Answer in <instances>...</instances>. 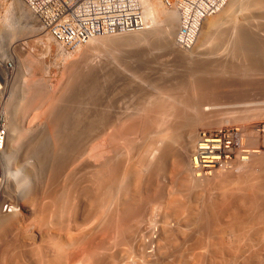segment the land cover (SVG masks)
<instances>
[{
    "label": "rangeland",
    "instance_id": "rangeland-1",
    "mask_svg": "<svg viewBox=\"0 0 264 264\" xmlns=\"http://www.w3.org/2000/svg\"><path fill=\"white\" fill-rule=\"evenodd\" d=\"M244 1L222 25H205L209 40L201 28L192 49L175 42L178 25L173 51L157 0L155 37L117 33L75 47L55 42L22 0H0L3 114L20 135L0 150V264H264V168L252 155L240 166L246 151L264 150V9L241 11ZM160 102L168 119L190 118L196 143L222 141L208 180L160 140L161 119L171 121L156 115ZM111 113L123 125L114 117L108 133Z\"/></svg>",
    "mask_w": 264,
    "mask_h": 264
},
{
    "label": "built area",
    "instance_id": "built-area-1",
    "mask_svg": "<svg viewBox=\"0 0 264 264\" xmlns=\"http://www.w3.org/2000/svg\"><path fill=\"white\" fill-rule=\"evenodd\" d=\"M41 28L65 47L90 38L147 29L142 0H22ZM229 0H162L179 15L177 45L192 49L206 18L220 11ZM4 87L0 82V146L6 138L2 112ZM1 148V147H0Z\"/></svg>",
    "mask_w": 264,
    "mask_h": 264
},
{
    "label": "bare ground",
    "instance_id": "bare-ground-1",
    "mask_svg": "<svg viewBox=\"0 0 264 264\" xmlns=\"http://www.w3.org/2000/svg\"><path fill=\"white\" fill-rule=\"evenodd\" d=\"M155 3H156V0H142V5H143V10H144V15H145V19H146V21H147V24H148V27H147V29L146 30H144V31H140V32H132V34H134V33H140V34H145L146 36L147 35H151V37H155L154 35H155V33H154V31H155V26H157V24H158V20H160L159 18V11H158V9L156 8V5H155ZM157 3L160 5V7L162 8L161 9V11H162V13L164 14V16H165V20L164 21H161L160 20V22H161V24L162 25H159V26H162V28L160 29V32H159V34H161L160 36H161V38L162 37H164V45H165V47H168V49H170V50H173L174 51V49H176V48H174V34H175V32H176V27L179 25V15H178V12H176V10L175 9H173V8H169V7H166V6H163L164 5V3L162 2V0H157ZM241 2H240V0H229L228 1V3L226 4V6L224 7V8H222V10L220 11V12H218L217 14L218 15H216V16H214V18L211 16V18H209L208 17V19L206 20V21H204V24H203V29H202V32H201V35H202V38L201 39H205V38H208V40H209V37H207L206 35V37L204 36V38H203V35L206 33V31L207 30H204V27H205V25L207 26L208 25V27H207V29L209 28L210 30H212V29H215L216 27H218V26H220V25H222L224 22H226V21H228V19L230 18V16L235 12V13H237L236 11L237 10H240V4ZM246 3V4H245ZM243 6H241V11L245 8V10H247L248 8H252L253 6L254 7H260V8H262L261 10H263L264 9V0H248L247 2H245L244 1V3L242 4ZM166 7V8H165ZM260 8H258V9H260ZM253 9V8H252ZM249 10V9H248ZM247 10V11H248ZM251 10V9H250ZM250 10L248 11V12H250ZM254 10H255V8H254ZM253 10V11H254ZM252 11V12H253ZM263 13V12H262ZM264 16V15H263ZM148 19H149V21H148ZM212 19V20H211ZM226 20V21H225ZM9 27L10 26H12V25H8ZM25 28V27H24ZM23 28V29H24ZM31 29L32 28V26H27L26 27V29ZM178 29V28H177ZM209 32V31H208ZM15 33V31H14V29H12V30H10L9 31V34L8 35H12V34H14ZM131 33V32H130ZM126 34H129V33H126ZM158 34V35H159ZM7 35V36H8ZM120 35V34H119ZM104 36H111V35H104ZM113 36H115V35H113ZM112 36V37H113ZM128 36V35H127ZM209 36H210V33H209ZM213 36V35H212ZM216 36V35H215ZM100 37V36H99ZM201 37V36H200ZM220 37V36H219ZM104 38V37H103ZM124 38V37H123ZM130 38V37H129ZM128 38V39H129ZM92 39H95V37H93V38H90L89 40H92ZM97 39V41H98V38H96ZM125 39V38H124ZM245 39V38H244ZM88 40V41H89ZM101 40V39H100ZM122 40V39H121ZM127 40V39H126ZM132 40H135V39H132ZM140 41V40H142V38H138L137 39V41ZM206 40V39H205ZM204 40V41H205ZM129 41V40H128ZM138 41V42H139ZM107 42V41H106ZM122 42H125V41H122ZM141 42V41H140ZM175 42H176V39H175ZM198 42H200V41H198ZM207 43V42H206ZM244 45V44H243ZM246 45V44H245ZM242 46V45H241ZM176 47V46H175ZM204 47V46H203ZM208 47V46H207ZM242 47H245V46H242ZM198 48V47H197ZM178 49V48H177ZM201 49H203V48H201ZM181 51H183V49L181 50ZM186 51V50H185ZM179 52H180V48H179ZM178 52V53H179ZM206 52V51H205ZM236 52H237V50H236ZM250 52V51H249ZM197 53V52H196ZM238 53H240V52H238ZM247 53H248V51H247ZM188 55V54H187ZM205 56V55H204ZM203 56V57H204ZM182 57V56H181ZM199 57V56H198ZM197 57V58H198ZM192 58H194V57H192ZM94 59V58H93ZM244 59V58H243ZM194 61V60H193ZM192 62V61H191ZM95 63V62H94ZM195 65V64H194ZM204 68V67H203ZM194 69V68H193ZM204 69H206V68H204ZM91 70V69H90ZM93 70V69H92ZM218 71V70H217ZM95 72V71H94ZM111 73V72H110ZM108 74V73H107ZM71 76V75H70ZM7 77V76H6ZM8 78V77H7ZM80 79V78H79ZM82 80V79H81ZM6 81H7V79H6ZM5 81V82H6ZM84 81V80H83ZM190 81V80H189ZM92 83V82H91ZM207 83V82H206ZM5 84H7V83H5ZM41 84V83H40ZM43 84V83H42ZM123 84V83H122ZM129 84V83H128ZM6 86V85H5ZM4 86V87H5ZM13 86V85H12ZM97 86V85H96ZM29 87V86H28ZM35 87V86H34ZM60 87V86H59ZM26 88V87H25ZM39 88V87H38ZM119 88V87H118ZM131 88V87H130ZM121 89V88H120ZM214 89V88H213ZM4 90H5V88H4ZM14 90V89H13ZM28 90V89H27ZM26 91V90H25ZM66 91V90H65ZM18 92V91H17ZM22 92V91H21ZM124 92V91H123ZM37 93H38V91H37ZM11 94H12V92H11ZM18 94V93H17ZM56 94V93H55ZM60 94V93H59ZM19 95V94H18ZM106 95V94H105ZM96 96V95H95ZM108 96H109V94H108ZM15 97V96H14ZM17 97V96H16ZM121 97V96H120ZM123 97V96H122ZM25 98V97H24ZM112 98V97H111ZM110 98V99H111ZM153 98V97H152ZM20 100V99H19ZM18 100V101H19ZM105 100V99H104ZM15 101V100H14ZM29 101V100H28ZM110 102H111V100H109ZM162 101V100H161ZM32 102V101H31ZM104 102V101H103ZM106 102V101H105ZM204 101H202V103H203ZM24 103V102H23ZM51 103V102H50ZM160 103H162V102H160ZM159 103V104H160ZM169 103V102H168ZM173 103V102H172ZM201 103V104H202ZM205 103V102H204ZM203 103V104H204ZM5 104H6V102H5ZM4 104V105H5ZM35 104V103H34ZM77 104V103H76ZM94 104H96V103H94ZM109 104V103H108ZM117 104V103H116ZM158 104V105H159ZM163 104V105H162ZM162 104H160V105H162V106H160L161 108H163L164 107V110L162 109V110H156L155 108H157V107H155V108H153L155 105H152V108L151 107H149V109L148 110H150V108L152 109V110H154L155 109V111H156V115L158 116V117H160V119H161V117H163L166 113L167 114H169V110H170V105H169V107H168V109H166L165 110V108H167V105L165 104V103H162ZM176 104V103H175ZM4 105H2V112L4 111L3 110V108H4ZM20 105V104H19ZM30 105V104H29ZM114 105V104H113ZM118 105V104H117ZM132 105V104H131ZM136 105V104H135ZM145 105V104H144ZM174 105V104H173ZM23 106H24V104H23ZM112 106V105H111ZM116 106V105H115ZM121 106V105H120ZM156 106H157V104H156ZM199 106V105H198ZM117 107V106H116ZM146 107V106H145ZM175 107V106H174ZM174 107L172 108V110L174 109ZM202 107V106H201ZM15 108V107H14ZM115 108V107H114ZM113 108V109H114ZM118 108H121V107H119L118 106ZM136 108V107H135ZM178 108H180V106L178 107ZM177 108V109H178ZM196 108V107H195ZM198 108V107H197ZM13 109V108H12ZM19 109V108H18ZM112 109V108H111ZM127 109H129V108H127ZM131 109V108H130ZM158 109H160L159 108V106H158ZM202 109V108H201ZM210 109V108H209ZM24 110V109H23ZM117 110V109H116ZM120 110H122V109H120ZM135 110V109H134ZM133 110V111H134ZM145 110V109H144ZM171 110V112H173V111H175L176 112V116L178 115L177 114V111L176 110H173L172 111ZM204 110H205V108H204ZM257 110V109H256ZM7 111V110H6ZM46 111H47V109H46ZM123 111V110H122ZM125 111V110H124ZM136 111V110H135ZM141 111V110H140ZM145 111H147V110H145ZM151 111V110H150ZM154 111V112H155ZM183 111V110H182ZM5 112V111H4ZM3 112V113H4ZM56 112V111H55ZM54 112V113H55ZM107 112V110H105V113ZM117 112V111H116ZM126 112V111H125ZM122 113V117H124V116H126V114H127V112L126 113ZM143 112V111H142ZM147 112H149V111H147ZM152 113H153V111H151ZM179 113H181V111H178ZM186 112V111H185ZM184 112V113H185ZM198 112V111H197ZM6 113V112H5ZM53 113V114H54ZM136 113V112H135ZM138 113H139V111H138ZM137 113V114H138ZM200 113V112H199ZM7 114V113H6ZM17 114V113H16ZM15 114V115H16ZM56 114H57V112H56ZM66 114H67V112H66ZM65 114V115H66ZM114 114V113H113ZM113 114L111 113L110 114V116H108L107 117V120H106V124H107V132L108 133H112V131H115L116 129V125H117V122H118V124L120 125V124H122L123 125V123H122V119H121V115L119 114V113H117V114H119L118 116L116 115V114H114V116H113ZM125 114V115H124ZM144 114V113H143ZM147 114H149V113H147ZM154 114V113H153ZM166 114V115H167ZM173 114H174V112H173ZM261 114V113H260ZM14 115V116H15ZM106 115H107V113H106ZM109 115V114H108ZM116 115V116H115ZM124 115V116H123ZM128 115H130V114H128ZM151 115V114H150ZM160 115V116H159ZM165 115V118L167 117V119L166 120H169V119H171V121H164V122H162V119H161V122L160 123H165V124H163V126H162V124H160L161 126H159L160 127V129H162V130H160V132H161V134H163L164 136L163 137H161L162 139H160V140H162V142L165 144V142H170L171 144L170 145H172V146H169V147H172L173 148V145H174V148L176 149V151L178 150L181 154V156H184V159L183 160H185L186 159V161L188 160L189 162H187V163H189V166H190V169L194 172V173H198V171H199V173H198V175H196L195 177L196 178H198L199 180L201 179V178H204V179H207L208 178V175H210V176H212L214 173H215V164H217V163H220V162H223V156L220 154V152H221V148H222V141L221 140H217V139H215V138H213V139H211V138H209V139H201L200 137H199V139H198V142L196 143V137L195 138H193V133H194V130L192 129V127H194L193 125H191L190 124V122H189V120H190V118H188V116H187V118L189 119V120H187V118H186V120L184 119V116H182L181 118H179V119H177V118H174V119H176V120H173L172 118H169L168 119V115L166 116ZM181 115H183V113L181 114ZM59 116H60V114H59ZM139 116V115H138ZM145 116V115H144ZM153 116V115H152ZM157 116H153V117H155V118H158ZM169 116H171V115H169ZM175 116V115H174ZM173 116V117H174ZM175 116V117H176ZM185 116V117H186ZM244 116V115H243ZM55 117V116H54ZM61 117V116H60ZM60 117L58 118V119H60ZM66 117H67V115H66ZM69 117V116H68ZM114 117H115V119H116V117H118V120L119 121H117L116 123H115V120H114ZM127 117H129V116H127ZM127 117H126V119H127ZM134 117H136V116H134ZM134 117H132V119L134 118ZM178 117H180L179 115H178ZM190 117V116H189ZM71 118V117H70ZM92 118V117H91ZM90 118V119H91ZM100 118V117H99ZM131 118V117H130ZM191 118H193V117H191ZM198 118V117H197ZM62 119H64V118H61V120ZM80 119V118H79ZM83 119V118H82ZM85 119V118H84ZM126 119H125V117H124V120L126 121ZM142 119H143V117H142ZM146 119V118H145ZM148 119V118H147ZM154 119V118H153ZM182 119H184V120H182ZM54 120V119H53ZM56 120V119H55ZM65 120V119H64ZM68 120V119H67ZM99 120V119H98ZM101 120H102V118H101ZM100 120V121H101ZM117 120V119H116ZM131 120V119H130ZM154 120H156V119H154ZM154 120H152V121H154ZM159 120V119H158ZM198 120V119H197ZM200 120V119H199ZM6 121V120H5ZM95 121V120H94ZM124 121V122H125ZM157 121V120H156ZM192 121V124L194 123V121L193 120H191ZM59 122H61V121H59ZM81 122V121H80ZM83 122H85V121H83ZM89 122H90V120H89ZM99 122V121H98ZM159 122L157 121V125H159ZM196 122V121H195ZM200 122V121H199ZM5 123H7V122H5ZM56 123H58V122H56ZM150 123V121L148 122V124ZM204 123V122H203ZM8 124V123H7ZM76 124V123H75ZM78 124V123H77ZM81 124V123H80ZM93 124V123H92ZM154 124H156L155 122H154ZM154 124H153V126H154ZM196 124V123H195ZM194 124V125H195ZM90 125V124H89ZM94 125V124H93ZM119 125H117V126H119ZM156 125V126H157ZM9 127H10V129H11V133L9 134V127L7 128L8 129V131L6 132L7 134H6V138H5V141H4V144H2V146H0L1 148H3V147H5V142H7V140H11V142H12V140H13V142L12 143H14L17 139H18V137L20 136L19 135V133H18V130H17V125L14 123V122H12L11 124H9L8 125ZM121 126V125H120ZM149 126H151V124H149ZM189 126H191V128L189 127ZM205 126V125H204ZM80 127V126H79ZM190 128V130H192L193 132H192V134H191V131H189L188 129ZM87 128V127H86ZM91 128V127H90ZM93 128V127H92ZM142 128H144V127H141V133L143 134V131H142ZM147 128H148V125H147V127H146V130H147ZM105 129V130H106ZM115 129V130H114ZM149 129V128H148ZM158 129V128H157ZM58 130V129H57ZM72 130V129H71ZM137 130V129H136ZM145 130V129H144ZM151 130V129H150ZM149 130V132H151ZM158 130V131H159ZM17 131V132H16ZM148 131V130H147ZM22 132H23V130H22ZM116 132H117V130H116ZM135 132V131H134ZM148 132V133H149ZM14 133H18V137H17V139H16V136L14 137ZM140 133V134H141ZM154 133H157V130H156V132H154ZM66 134V133H65ZM75 134V133H74ZM77 134H78V132H77ZM82 134V133H81ZM124 134V133H123ZM122 134V135H123ZM109 135V134H108ZM111 135H113V134H111ZM111 135H109V136H111ZM157 135H160L159 134V132H158V134ZM156 135V136H157ZM254 135V134H253ZM44 136V135H43ZM75 136V135H74ZM144 136V135H143ZM14 137V138H13ZM146 137V136H145ZM157 137H159V136H157ZM55 138V137H54ZM60 138V137H59ZM63 138V137H62ZM153 138V137H152ZM151 138V139H152ZM154 138H155V136H154ZM259 138V137H258ZM58 139V138H57ZM148 139H149V137H148ZM19 140V139H18ZM59 140V139H58ZM71 140V139H70ZM69 140V141H70ZM74 140V139H73ZM128 140V139H127ZM131 140V139H130ZM154 140V139H153ZM63 141V140H62ZM139 141V140H138ZM147 141V140H146ZM157 141V140H156ZM255 141H258L257 139L256 140H253V142L254 143H258V142H255ZM18 142V141H17ZM17 142H16V144H17ZM41 142V141H40ZM56 142H58V141H56ZM64 142V141H63ZM136 142V141H135ZM148 142V141H147ZM152 142V141H151ZM161 142V141H160ZM162 142H161V144H162ZM194 142H195V144H194ZM247 142V141H246ZM10 143V142H9ZM41 143H43V142H41ZM61 143V142H60ZM70 143H71V141H70ZM116 143V142H115ZM114 143V144H115ZM155 143V142H154ZM159 143V142H158ZM253 143V144H254ZM11 144V143H10ZM35 144V143H34ZM33 144V145H34ZM65 144V143H64ZM156 144V143H155ZM14 145H15V143H14ZM20 145V144H19ZM43 145V144H42ZM66 145H68V143L66 144ZM77 145V144H76ZM117 145V144H116ZM163 145V144H162ZM168 145H169V143H168ZM61 146V145H60ZM75 146V145H74ZM127 146V145H126ZM158 146V145H157ZM193 146V150H191L192 147ZM251 146V145H250ZM258 146V145H257ZM68 147V146H67ZM71 147V146H70ZM82 147V146H81ZM168 147V146H167ZM254 147V146H253ZM260 147V146H259ZM259 147H257L258 149H256V147H255V150H252L251 149V151H250V149L248 150V151H246L244 154H243V156H242V159L241 160H245L246 161V163H244L245 161L243 160L242 162L244 163V164H240V166H242V165H245V164H247V162L249 161V160H251L250 161V163L253 161V163L252 164H255V165H257L259 168L260 167H262V168H264V150L261 148V149H259ZM1 148H0V150H1ZM74 148V147H73ZM111 148V147H110ZM110 148H108V149H110ZM164 148H165V146H164ZM252 148V147H251ZM34 149V148H33ZM38 149V148H37ZM66 149V148H65ZM82 149V148H81ZM112 149V148H111ZM166 149H168V148H166ZM174 149V150H175ZM72 151H73V149H71ZM169 150V149H168ZM5 151V150H4ZM34 151V150H33ZM39 151H41V150H39ZM109 151V150H108ZM154 151V150H153ZM170 151H173V149L172 150H170ZM169 151V153H171ZM177 151V152H178ZM192 151V152H191ZM42 152V151H41ZM128 152V151H127ZM162 152H165V150H163ZM242 152V151H241ZM244 152V151H243ZM110 153H113V151L112 152H110ZM173 153V152H172ZM46 154V153H45ZM65 154V153H64ZM71 154H73V153H71ZM167 154V153H166ZM176 154V153H175ZM67 155H68V153H67ZM115 155V154H114ZM113 155V156H114ZM119 155H120V153H119ZM253 157H252V156ZM4 156V155H3ZM48 156V155H47ZM64 156V155H63ZM109 156V155H108ZM252 158H251V157ZM42 157V156H41ZM40 157V158H41ZM52 157V156H51ZM57 157V156H56ZM67 157V156H66ZM110 157V156H109ZM43 158V157H42ZM55 158V157H54ZM53 158V159H54ZM62 158V157H61ZM76 158V157H75ZM111 158H114V157H111ZM251 158V159H250ZM48 159V158H47ZM240 159V158H239ZM249 159V160H248ZM110 160H112V159H110ZM181 160V159H180ZM248 160V161H247ZM55 161V160H54ZM58 161V160H57ZM113 161V160H112ZM111 161V162H112ZM124 161V160H123ZM185 162V161H184ZM110 163V162H109ZM106 164V163H105ZM251 164V165H252ZM41 165V164H40ZM115 165V164H114ZM250 165V164H249ZM34 166V165H33ZM110 166V165H109ZM112 166V165H111ZM246 166H248V165H246ZM256 166V167H257ZM243 167V166H242ZM244 168V167H243ZM247 168H249V167H247ZM254 168H255V166H254ZM112 169V168H111ZM233 169V168H232ZM6 170V169H5ZM7 170H9V169H7ZM185 170V169H184ZM115 171V170H114ZM188 171V170H187ZM223 171V170H222ZM231 171V170H230ZM10 172V171H9ZM113 172V171H112ZM120 172V171H119ZM6 173V172H5ZM201 173H203L202 175H200ZM227 173V172H226ZM8 175V174H7ZM113 175V174H112ZM57 177V176H56ZM122 177V176H121ZM61 178V177H60ZM112 178V177H111ZM111 178H110V180H111ZM114 178V177H113ZM141 178V177H140ZM195 178V179H196ZM203 179V181H205ZM209 179V178H208ZM207 179V180H208ZM219 178H217V180H218ZM114 180V179H113ZM119 180V179H118ZM126 180V179H125ZM199 180H198V182H199ZM1 181V180H0ZM123 181V180H122ZM201 181V180H200ZM202 181V182H203ZM120 182V181H119ZM208 182V181H207ZM123 183H124V181H123ZM67 184V183H66ZM108 184V183H107ZM120 184V183H119ZM121 184H122V182H121ZM65 187V186H64ZM106 187H107V185H106ZM112 187V189H110ZM111 187H109V189L111 190V191H109V192H113L115 189H117V187L114 189V186H111ZM121 188V187H120ZM119 188V189H120ZM65 190H66V188H65ZM107 190V189H106ZM120 191H121V189H120ZM119 191V192H120ZM64 192V191H63ZM115 192V191H114ZM111 193V195L110 196H112V195H114L115 193ZM118 192V193H119ZM121 193V192H120ZM120 193H119V195H120ZM126 193V192H125ZM124 194V193H123ZM119 195H118V197H119ZM105 196V195H104ZM109 197V196H108ZM114 197V196H113ZM115 198V197H114ZM124 198H125V196H124ZM107 199V198H106ZM109 200H110V198H108ZM117 199V198H116ZM67 200V199H66ZM113 200V199H112ZM115 200V199H114ZM118 200V199H117ZM120 200V199H119ZM125 200V199H124ZM137 200V199H136ZM104 201H106V200H104ZM128 201V200H127ZM110 202V201H109ZM108 202V203H109ZM117 202H119V201H117ZM131 202V201H130ZM64 203V202H63ZM106 203H107V201H106ZM107 203V204H108ZM124 203V202H123ZM68 204V203H67ZM105 204V203H104ZM106 204V205H107ZM111 203H109V205H110ZM118 204V203H117ZM116 204V205H117ZM122 204V203H121ZM109 205H107V206H109ZM123 205H125V204H123ZM129 205V204H128ZM131 205V204H130ZM113 207V206H112ZM116 207V206H115ZM120 207V206H119ZM126 207V206H125ZM130 207V206H129ZM130 208H132V206L130 207ZM142 208V207H141ZM67 209V208H66ZM119 209V208H118ZM121 209V208H120ZM123 209V208H122ZM121 209V210H122ZM124 210V209H123ZM131 210V209H130ZM106 211V210H105ZM109 211V210H108ZM124 211H126V210H124ZM64 212V211H63ZM129 212V211H128ZM135 212V211H134ZM106 213V212H105ZM108 213H110V212H108ZM107 213V214H108ZM112 215H114V214H112ZM128 215V214H127ZM126 215V216H127ZM130 216V215H129ZM10 217V216H9ZM118 217V216H117ZM131 218V217H130ZM124 219V218H123ZM109 220V219H108ZM129 220V219H128ZM205 220V219H204ZM10 221V220H9ZM42 223V222H41ZM114 223V222H113ZM12 228V227H11ZM13 230V229H12ZM22 234V233H21ZM7 237V236H6ZM56 239V238H55ZM66 241V240H65ZM33 242V241H32ZM41 242V241H40ZM57 242V241H56ZM51 243H52V241H51ZM53 243H54V241H53ZM64 243V242H63ZM42 244V243H41ZM59 244V243H58ZM40 246V245H39ZM42 246V245H41ZM50 246V245H49ZM58 246V245H57ZM19 248V247H18ZM47 248V247H46ZM50 248H52V247H50ZM54 248V247H53ZM55 249V248H54ZM47 250V249H46ZM53 250V249H52ZM38 251V250H37ZM42 252V251H41ZM48 252V251H47ZM29 253V252H28ZM44 253V252H43ZM55 253V252H54ZM60 253V252H59ZM26 254V253H25ZM40 254V253H39ZM19 255V254H18ZM33 255V254H32ZM34 255H35V253H34ZM37 256H38V254H36ZM44 255H45V253H44ZM51 255V254H50ZM11 256V255H10ZM52 256V255H51ZM39 257V256H38ZM16 258V257H15ZM23 258V257H22ZM29 258V257H28ZM33 257H31L30 259H32ZM40 259H42V258H40ZM55 260V259H54ZM41 261V260H40ZM53 261V260H52ZM59 261V260H58ZM31 262V264H33V262L32 261H30ZM38 262V261H37ZM36 261H35V263H37ZM54 262V261H53ZM11 263V262H10ZM15 263V262H14ZM24 263V262H23ZM34 263V264H35ZM49 263V262H48ZM58 263V262H57ZM41 264V263H40ZM45 264V263H44ZM50 264V263H49Z\"/></svg>",
    "mask_w": 264,
    "mask_h": 264
},
{
    "label": "clouds",
    "instance_id": "clouds-1",
    "mask_svg": "<svg viewBox=\"0 0 264 264\" xmlns=\"http://www.w3.org/2000/svg\"><path fill=\"white\" fill-rule=\"evenodd\" d=\"M13 175H15V174H13ZM20 175L21 176L23 175L22 171H21ZM22 182L24 183L25 187L30 185V180L27 177H24Z\"/></svg>",
    "mask_w": 264,
    "mask_h": 264
}]
</instances>
